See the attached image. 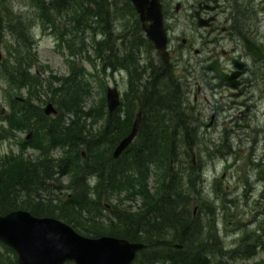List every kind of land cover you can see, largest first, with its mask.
<instances>
[{"label":"trees","instance_id":"obj_1","mask_svg":"<svg viewBox=\"0 0 264 264\" xmlns=\"http://www.w3.org/2000/svg\"><path fill=\"white\" fill-rule=\"evenodd\" d=\"M31 1L32 6L40 11L39 14L37 10L40 26L53 30L58 47L63 45L73 58L80 56L88 46L103 73L106 70L111 73L120 69L126 71L129 74L126 97L131 96V48L123 51V58L117 59L111 42L115 20H127L121 35L124 40L126 33L138 24L129 0H48L46 5L43 0ZM3 12L6 19L3 20L0 12V47L4 52L0 60V84L5 88L4 93L14 94L7 98L9 112L3 110L0 102V143L13 137L18 129L25 128L27 133L32 134L35 130L33 122L38 128L33 136L35 142L26 139L20 143L19 153L0 158V215L25 210L34 216L56 218L85 237L110 236L142 243L146 247L137 253L133 264H222V256L208 251L207 241L197 230V221L188 214L192 193L184 181L185 171L178 173L170 167L173 158H177L179 145V140L172 135V126L186 115H179L177 106L167 97L165 89L160 90L159 81L153 80L144 86L147 98L142 100L146 103L147 99L146 105L152 106V112L147 111L146 106H141L146 116L151 113L153 134L145 137L139 133L121 156L112 160L110 153L131 131L132 98L127 101L128 105L126 103V110L132 112L131 117L127 113L125 119L118 115L121 107L112 115L104 116V100L102 104L99 103L98 110L90 107L84 111L81 108V95L87 96L89 93L83 70L69 61V75L49 76L48 81L42 80L34 50V24H22L17 16L9 17L6 11ZM61 19L66 20L62 28ZM128 19L132 22L129 23ZM66 25L71 26L70 31L66 30ZM6 32L11 35V42L7 44L1 40ZM86 34H90L89 38ZM87 39L89 44L84 42ZM147 51L150 52V49ZM42 86L48 93L46 100L56 106L57 115L53 119L44 115L42 106L34 104L39 101L36 94ZM22 92L25 96H22ZM129 105L132 109L128 108ZM67 114H73L76 119L83 116L93 119L104 117L105 125L98 133L100 136H94L95 141L83 138L75 121L61 126L64 124L62 118ZM145 122L142 121V126ZM182 126L185 124L182 123ZM99 137H111L108 143L112 150L99 151ZM183 142L193 144L192 139L186 138ZM27 144L38 151L35 159L25 154ZM81 147L87 150V160L80 158ZM56 149L60 150V155L54 158L52 153ZM154 163L163 172L156 176L151 190L148 176ZM165 166L169 168L166 171ZM196 171L199 172V168ZM167 174L169 177L176 176L177 180L168 182ZM63 176L68 177L65 186L60 181ZM93 176L97 183L90 188L87 182ZM51 181L56 184H51L54 195L48 189ZM38 190L49 191L44 193L48 199H40ZM62 190L70 191V194ZM120 197L126 201L140 197L142 202L136 212L130 211L127 206H110L115 218L108 223L97 219L103 208L102 198L107 201ZM174 244L181 248H174ZM3 248L12 252L6 246Z\"/></svg>","mask_w":264,"mask_h":264},{"label":"rangeland","instance_id":"obj_2","mask_svg":"<svg viewBox=\"0 0 264 264\" xmlns=\"http://www.w3.org/2000/svg\"><path fill=\"white\" fill-rule=\"evenodd\" d=\"M181 1V0H175ZM45 5L48 0L44 1ZM31 0H0V12L2 13L3 20L6 19V15L3 11L7 12V15L13 18L17 16L18 20L22 24L32 23L34 28L32 35L35 41V52L36 59L38 62V73L40 72V78L44 81H48L49 76L61 77L69 75L68 62L76 64V67L83 70L84 77L88 81V95H81L80 101L81 108L86 111L90 107L98 110L103 100L104 104V116L109 115L107 103H106V90L107 87H116L121 93V105L120 112L118 115L121 119L127 117V113L131 117L136 109L133 108L132 112L126 110L127 101L130 97H126L128 93L127 82L129 80V74L123 71H115L111 73L110 70H106L104 73L101 71V66L96 61L94 52L88 46L80 53L78 57L71 58L65 50V47L61 45L58 47V40L56 35L53 34V30L46 28L43 29L40 26V18L38 16L39 9L37 10L32 6ZM264 8L260 5L257 10ZM40 14V11H39ZM258 18L261 21L258 23L259 31L261 34L260 42L264 47V11H259ZM256 18V17H255ZM127 19V18H125ZM66 20L61 19L60 27L65 24ZM127 21V20H126ZM124 20H115L113 23L114 32L112 33V45L114 56L117 59H121L124 56L123 51H127L132 46H123L122 31L123 26L126 23ZM128 21H130L128 19ZM130 21L129 23H131ZM172 24V22H169ZM39 25V26H38ZM71 26L66 25V30L70 31ZM129 31V29H127ZM114 34V35H113ZM127 34V33H126ZM183 35L184 38L192 39V32L189 27H184L182 17L179 18L178 24L175 27V36ZM90 34H86L89 38ZM100 37V36H99ZM11 35L6 32L2 35V42L7 44L11 42ZM177 41L171 42V49L177 44ZM90 43L89 39L84 41ZM1 54L4 53L0 47ZM176 57V56H175ZM264 67V60L259 65ZM122 70V69H121ZM182 66L177 68L175 73L176 77L183 75ZM264 80V76H261ZM55 86V84H54ZM4 86L0 84V102L5 112H9L10 109L7 107V98L14 93L3 92ZM264 90V81L260 83V86L254 87L250 95L254 97L251 99V103L255 104L261 112H264V99L261 100L260 92ZM194 93V92H193ZM22 96L25 93L22 92ZM36 97L39 101H35L34 104L42 106V112L44 111L47 104L52 103L46 100L48 93L45 87L42 86L41 90H38ZM192 99V97H191ZM208 100H206L207 102ZM43 103V104H41ZM100 103V104H99ZM127 103V105H126ZM53 104V103H52ZM192 107L200 108L205 113V125L209 122L211 114L210 108L207 103L203 101L192 102ZM56 108L55 105H53ZM129 109H132L129 105ZM50 119L55 116H47ZM99 118V116H97ZM63 123L61 126L68 125L71 121L78 122L76 124L81 129V135L85 139H94V136L98 135V132L102 129V125H105V118L93 119V117H82L76 119L73 114H67L63 117ZM264 118L253 124V128L264 127ZM80 125V126H79ZM6 126V125H5ZM35 123L33 122L32 136L28 141H34V133L37 131ZM202 133L206 130L205 127ZM40 129V128H39ZM224 129V128H223ZM221 126L218 125L214 130L208 131L206 134H202L197 140H193L192 145L180 146L179 153L182 156V165L174 157V162L170 165L171 169L179 173V171H185L184 181L187 182L189 189L191 190V201L187 207L188 214L192 220L197 221V230L204 236L207 241L209 248L208 251H213L217 256L220 257L222 264H264V184L258 182L259 180V169L258 164L264 161V134L255 135L251 131H248L249 137H245L238 134L235 135H222ZM207 132V131H206ZM31 133V132H29ZM25 131V128L14 131L13 137L4 140L0 143V158L10 155L11 153L17 154L20 152V143L26 141V137L29 134ZM98 139V138H97ZM111 137L103 139L99 137V151L104 149H110L109 143ZM109 142V143H108ZM191 147L192 154L195 156V165L189 164L190 155L187 152V148ZM25 154L30 156L31 159H35L38 151L32 146L25 147ZM227 149V150H226ZM112 150V148H111ZM60 150L56 149L52 153L53 157L56 158L60 155ZM232 152V153H231ZM112 154V153H111ZM184 154V156L182 155ZM177 159V160H176ZM181 160V158H180ZM155 165V163H154ZM151 166V174L148 176V186L152 190L156 176L161 174L163 170ZM193 168V171H192ZM195 168V169H194ZM199 168V172L196 170ZM169 168L165 166V171ZM167 176V181L171 182L177 180L176 176ZM67 182V178L63 179V183ZM97 183L96 178L90 179V188ZM49 191H52V195L55 193L51 189V183ZM46 187V186H45ZM47 188V187H46ZM49 191L41 192L37 191V195L40 199H48V195L44 193H50ZM65 194H70L66 190H62ZM37 196V197H38ZM36 196L34 198H37ZM94 198V197H92ZM142 200L140 197H136L133 200L126 201L123 197L104 201L102 198V207L105 205L114 206L120 205L122 207H128L130 211L136 212L140 206ZM111 210V211H110ZM109 211L100 210L101 214L97 219L108 223L111 218H115L113 209ZM39 217V216H37ZM42 217V216H40ZM90 238V237H89ZM99 238V237H98ZM175 246H178L174 244ZM4 245L0 243V263L1 264H14L16 256L10 252L5 251ZM211 249V250H210ZM261 264V263H260Z\"/></svg>","mask_w":264,"mask_h":264},{"label":"flooded vegetation","instance_id":"obj_3","mask_svg":"<svg viewBox=\"0 0 264 264\" xmlns=\"http://www.w3.org/2000/svg\"><path fill=\"white\" fill-rule=\"evenodd\" d=\"M159 2L162 7L163 28L167 38V62L146 37L136 13L138 24L131 28L125 35V40L123 39L122 48L126 45H131L133 48V53L131 51L133 70L130 97L133 101V108H138L135 110L132 125L140 114L136 137L139 133L145 137L153 134L151 113L149 115L147 113L146 116L141 107L144 105L147 111L152 112V106L146 105L147 99L146 103L142 99L147 98L144 86L151 84L153 80L159 81L160 89H165L167 97L172 99V104L177 106L179 115H186V117L181 116L182 119L180 117V121L172 126L173 137L180 139L177 149V159L180 165L183 159L179 148L187 145L183 140L186 138L197 140L202 134L208 133L211 129L214 130L218 125L221 129L224 128L221 131L224 136L239 133L249 137L248 131L255 135L264 134V127L253 128V124L259 118L263 120L264 112L251 103L254 96L250 95L252 89L260 86V83L264 81L261 77L264 76V67L259 66L264 60V47L260 42L261 34L258 23L261 21L257 14L259 11H264V8L257 10L260 5L264 6V0H181L178 2L159 0ZM180 17H182L184 27L191 29L193 34L191 40L184 38L182 34L174 35ZM178 39V43L171 49V42ZM248 46L255 49L257 53L250 52ZM148 48L150 52L147 51ZM179 66L183 67L181 72L183 75L176 77L175 73ZM118 71L128 74L121 69ZM217 74L224 78L223 81L217 77ZM118 92L121 104V93ZM260 97H262L261 100L264 99V90L260 92ZM199 100L207 103L211 111L207 125L204 123L206 116L202 109H196L191 105L192 102ZM142 121H146L143 126ZM182 123L185 126H182ZM203 127L206 130L202 133ZM101 128L103 129V125ZM102 129L98 133L102 132ZM189 148L191 147L187 148L190 155L189 164L194 166L195 156ZM112 154L110 153L112 160H117L121 156L120 154L119 157L113 158ZM79 155L82 160H87L89 156L84 147L79 149ZM173 162L174 160L171 161ZM257 166L260 176L258 182L262 185L264 175L261 171L264 170V161ZM64 178H67L66 183H63ZM90 179L87 182L89 186ZM60 181L61 185L65 186L68 183V177L63 176ZM51 184L56 185L54 181ZM109 209L108 205L102 208L106 211Z\"/></svg>","mask_w":264,"mask_h":264},{"label":"water","instance_id":"obj_4","mask_svg":"<svg viewBox=\"0 0 264 264\" xmlns=\"http://www.w3.org/2000/svg\"><path fill=\"white\" fill-rule=\"evenodd\" d=\"M129 2L138 15L146 37L167 62V38L159 0H129ZM248 49L252 53H257L251 46H248ZM1 58L0 52V60ZM217 77L221 81L224 79L220 74H217ZM106 103L109 115L119 107L120 94L116 87L107 88ZM56 114L53 104H47L44 115L56 116ZM139 123L140 114L136 117L130 133L113 151V158L119 157L131 145L138 132ZM30 136L31 134L26 139H30ZM261 174L264 175V170ZM0 243L15 253L16 264H133L137 253L146 247L142 243L110 236L85 237L56 218L37 217L25 210L0 215Z\"/></svg>","mask_w":264,"mask_h":264},{"label":"bare ground","instance_id":"obj_5","mask_svg":"<svg viewBox=\"0 0 264 264\" xmlns=\"http://www.w3.org/2000/svg\"><path fill=\"white\" fill-rule=\"evenodd\" d=\"M240 11H242V10H240ZM242 14V13H241ZM248 18V17H247ZM249 20V19H248ZM161 90V89H160ZM185 131V130H184ZM182 133H183V131H182ZM185 133V132H184ZM192 135V134H191ZM185 137V136H184ZM180 140V139H179ZM227 150V149H226ZM232 153V152H231Z\"/></svg>","mask_w":264,"mask_h":264}]
</instances>
